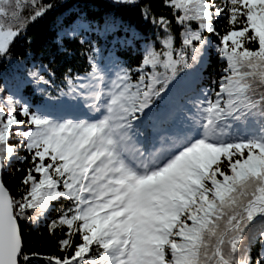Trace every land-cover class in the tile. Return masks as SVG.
Wrapping results in <instances>:
<instances>
[{
	"label": "snow or ice",
	"instance_id": "6c2138e0",
	"mask_svg": "<svg viewBox=\"0 0 264 264\" xmlns=\"http://www.w3.org/2000/svg\"><path fill=\"white\" fill-rule=\"evenodd\" d=\"M0 264H264V0H0Z\"/></svg>",
	"mask_w": 264,
	"mask_h": 264
},
{
	"label": "trees",
	"instance_id": "16d2710c",
	"mask_svg": "<svg viewBox=\"0 0 264 264\" xmlns=\"http://www.w3.org/2000/svg\"><path fill=\"white\" fill-rule=\"evenodd\" d=\"M70 3H78V2H88V3H96L102 4L104 0H69ZM99 9H92V11H98ZM121 14L123 15L124 19L132 24H140L142 25V21L140 20L139 11L138 10H130V9H121ZM30 35L36 38L37 43H42L44 40L48 39V34L45 30V25L43 23L37 24L35 27L32 28ZM35 46V45H34ZM76 63H80L79 57L76 58ZM132 63L135 64L136 60L133 59ZM213 70H218V65L216 63L215 58L213 57L211 61V65L208 68V73H212ZM39 231V230H37Z\"/></svg>",
	"mask_w": 264,
	"mask_h": 264
}]
</instances>
